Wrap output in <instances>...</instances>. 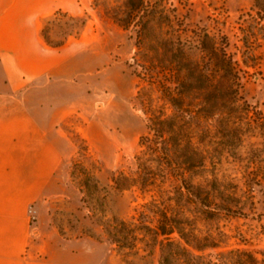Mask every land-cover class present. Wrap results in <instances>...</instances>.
I'll return each mask as SVG.
<instances>
[{"label":"rangeland","instance_id":"374dc122","mask_svg":"<svg viewBox=\"0 0 264 264\" xmlns=\"http://www.w3.org/2000/svg\"><path fill=\"white\" fill-rule=\"evenodd\" d=\"M60 1L0 0V60L15 56L21 61L26 51L23 48L30 47L47 67L44 76L27 82L18 73L15 90L7 86L9 80L0 72V114H17L14 121L21 122L17 124L21 128L25 126L21 114H34L32 125L47 132L33 133L32 155L47 158L39 168L52 169L54 181L61 185L60 191L49 190L47 196L27 206L32 236L41 237L36 226L45 220L55 229L61 227L64 235H60L65 239L91 240V264H159L162 238L145 230L133 249L113 243L81 201L82 194L69 174L77 161L107 192L103 219L115 216L136 225L142 220L153 227V207L142 205L154 193H142L137 187L122 191L112 187L113 176L136 170L134 156L139 137L146 131L144 113L135 99L138 79L132 72L136 28L130 25L124 29L113 19L124 15L125 0H63L64 7L58 6ZM40 6L48 7V13L38 15ZM163 7L170 17L163 25L169 36L179 35L193 45L197 44L193 31L200 29L214 37L227 36V51L241 70V93L264 114V37L259 25L247 15L255 12L253 1L166 0ZM249 26L254 38L248 34ZM37 38L43 47L35 52ZM59 43L60 47H54ZM191 53H197L195 48ZM239 123L244 128V121ZM255 142L264 145V129L245 133L237 149L239 158L223 157L216 168L217 176L244 187L247 152ZM42 145H47V150L38 149ZM254 202L253 208L245 209L246 217L209 220L200 206L184 201L175 206L173 201L175 210H182L179 217L186 222L184 231L200 238L201 243L209 235L217 245L196 250L174 233L172 236L180 241L172 245L176 264L188 259L194 264L228 261V251L235 249L261 258L264 181L254 187Z\"/></svg>","mask_w":264,"mask_h":264},{"label":"trees","instance_id":"16d2710c","mask_svg":"<svg viewBox=\"0 0 264 264\" xmlns=\"http://www.w3.org/2000/svg\"><path fill=\"white\" fill-rule=\"evenodd\" d=\"M165 1L125 0L124 15L113 17L124 29L130 25L136 28L132 72L138 79L135 99L144 113L146 131L139 137V150L134 156L136 170L113 176L112 187L118 191L137 187L142 193H154L142 205L153 207V227L140 219L138 225L115 216L103 219L107 192L77 161L69 174L82 194L81 201L97 217V224L109 240L133 249L138 235L151 231V235L162 238L159 264H176L172 245L180 241L172 236L174 233L196 250L217 245L209 235L201 243L200 238L186 233V222L179 217L182 210H175L173 201L175 206L182 201L200 206L209 220L246 217L245 209L253 208L254 187L264 181V145L255 142L247 152L244 187L219 178L216 168L225 156L239 158L237 149L245 133L264 129V114L241 93V70L227 51V36L214 37L200 29L193 31L197 40L194 45L179 35L169 36L163 30L170 21L163 7ZM252 1L255 12L247 15L255 26L259 25L263 38L264 0ZM249 28L248 34L254 38ZM45 41L49 44L46 38ZM193 48L196 54L191 53ZM239 120L244 121V128ZM199 177L202 180L195 182ZM57 230L64 235L61 227L57 226ZM227 254L228 261L205 264H264V250L261 258L239 249ZM184 264H194V260H185Z\"/></svg>","mask_w":264,"mask_h":264},{"label":"crops","instance_id":"0c3cea01","mask_svg":"<svg viewBox=\"0 0 264 264\" xmlns=\"http://www.w3.org/2000/svg\"><path fill=\"white\" fill-rule=\"evenodd\" d=\"M62 1L58 6L64 7ZM48 11L42 6L36 10L38 15ZM34 43L38 52L42 42L37 38ZM28 48H23L21 61L15 56L0 60V72L8 78L10 89H16L18 73L26 82L46 74V65ZM15 115L0 114V264H91V240L65 239L45 220L36 226L41 237L32 236L27 206L49 190L60 191L61 185L54 181L52 169L39 168L47 158L32 155L33 133L47 131L32 125L34 114H21L23 128L14 121ZM42 146L38 149L47 150V145Z\"/></svg>","mask_w":264,"mask_h":264}]
</instances>
